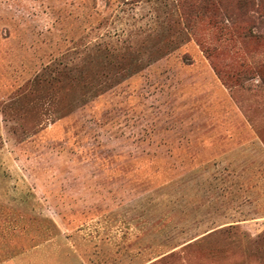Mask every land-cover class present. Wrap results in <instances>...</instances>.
Instances as JSON below:
<instances>
[{"label":"rangeland","instance_id":"rangeland-1","mask_svg":"<svg viewBox=\"0 0 264 264\" xmlns=\"http://www.w3.org/2000/svg\"><path fill=\"white\" fill-rule=\"evenodd\" d=\"M264 0H0V262L264 264Z\"/></svg>","mask_w":264,"mask_h":264},{"label":"crops","instance_id":"crops-1","mask_svg":"<svg viewBox=\"0 0 264 264\" xmlns=\"http://www.w3.org/2000/svg\"><path fill=\"white\" fill-rule=\"evenodd\" d=\"M46 244L37 246L19 256L9 258L0 264H53L54 259Z\"/></svg>","mask_w":264,"mask_h":264},{"label":"trees","instance_id":"trees-1","mask_svg":"<svg viewBox=\"0 0 264 264\" xmlns=\"http://www.w3.org/2000/svg\"><path fill=\"white\" fill-rule=\"evenodd\" d=\"M242 4L248 5V4H255V0H239ZM264 8V4L262 5Z\"/></svg>","mask_w":264,"mask_h":264}]
</instances>
